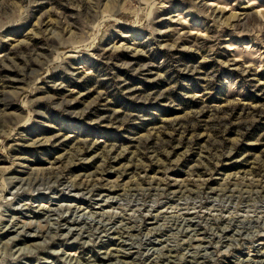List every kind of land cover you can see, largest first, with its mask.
Wrapping results in <instances>:
<instances>
[{
    "label": "rangeland",
    "instance_id": "rangeland-1",
    "mask_svg": "<svg viewBox=\"0 0 264 264\" xmlns=\"http://www.w3.org/2000/svg\"><path fill=\"white\" fill-rule=\"evenodd\" d=\"M0 264H264V0H0Z\"/></svg>",
    "mask_w": 264,
    "mask_h": 264
},
{
    "label": "bare ground",
    "instance_id": "bare-ground-1",
    "mask_svg": "<svg viewBox=\"0 0 264 264\" xmlns=\"http://www.w3.org/2000/svg\"><path fill=\"white\" fill-rule=\"evenodd\" d=\"M55 177V176H54ZM56 178V177H55ZM55 182V181H54ZM100 187L99 182H94L92 184H88V185H84L83 187H81V190H86L88 193H93L95 191L98 190V188ZM67 207V206H66ZM70 207V206H69ZM69 207H67L66 209H68ZM76 221H74L75 223Z\"/></svg>",
    "mask_w": 264,
    "mask_h": 264
}]
</instances>
